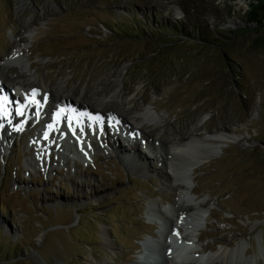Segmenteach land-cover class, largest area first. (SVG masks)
<instances>
[{"label": "rangeland", "instance_id": "obj_1", "mask_svg": "<svg viewBox=\"0 0 264 264\" xmlns=\"http://www.w3.org/2000/svg\"><path fill=\"white\" fill-rule=\"evenodd\" d=\"M250 2L0 0V58L28 26L22 55L45 85L90 89L120 76L123 101L128 95L164 115L158 139L185 136L199 121L201 135L233 136L194 171L191 196L207 202L196 248L229 243L264 264V47L260 27L245 21ZM170 21L206 26L208 44L173 32ZM32 134L12 137L0 159V264H132L141 243L158 236L145 215L148 196L162 197L163 206L173 197L159 163L149 159V174L132 171L126 155L106 148L51 173L28 168ZM134 147L152 158L139 141Z\"/></svg>", "mask_w": 264, "mask_h": 264}, {"label": "bare ground", "instance_id": "obj_2", "mask_svg": "<svg viewBox=\"0 0 264 264\" xmlns=\"http://www.w3.org/2000/svg\"><path fill=\"white\" fill-rule=\"evenodd\" d=\"M30 37L26 26L22 34L13 39L11 50L0 58V92L8 94L7 85L19 92L17 96L14 92L10 97L15 109L9 111L7 106L0 105V159L4 157L12 137L33 131L30 140L35 150L25 162L28 168L41 167L51 173L53 166L68 164L69 160V164L76 166L77 158L89 161L97 149L105 151L106 148L126 155L123 160L132 171L152 173L148 161H156L164 173L162 186L173 197L167 201V209L161 203L162 197L148 196L145 214L150 222L164 223L167 228L160 234L158 247H151L152 252H149L144 246L132 264H145L142 260L147 253L160 259L161 264H251L245 258L247 248H244V254H240L237 247H230L229 243H222L218 249L208 253L210 246L206 244L199 246V250L196 248V242L201 239L199 231L206 220L201 211L207 202L197 201L191 196L196 195L192 186L194 171L216 155L222 146L232 142L234 137L222 132L201 135L196 132L199 121L188 129L185 136L168 133L166 139H158L160 129L157 127L163 122L164 115L149 106L150 103L136 105L128 95L123 101L120 76L112 81H100L90 89L77 87L70 91L66 88V81L45 85L41 79L38 80L37 68L33 69L22 55V46ZM110 132L118 138L123 136L124 144H116ZM137 141L153 159L138 154L134 147ZM73 145L74 149H71ZM47 153H54L56 160L48 159ZM164 210H168V214ZM101 234L109 247L114 246L105 228ZM168 235L176 237L178 242L194 244L196 250L190 252L192 256L190 253L187 257L180 255L185 250L182 245L166 243ZM150 239L155 241L158 238L153 236ZM171 244L172 247L169 246ZM168 248L171 251L164 255ZM200 251L204 254L195 257L194 254Z\"/></svg>", "mask_w": 264, "mask_h": 264}, {"label": "trees", "instance_id": "obj_3", "mask_svg": "<svg viewBox=\"0 0 264 264\" xmlns=\"http://www.w3.org/2000/svg\"><path fill=\"white\" fill-rule=\"evenodd\" d=\"M250 6L246 11V19L245 21L250 24V26H254L257 30L259 27L262 31V34L257 37V41L260 42L262 47H264V0H250ZM254 1V2H253ZM148 24V22H147ZM170 30L173 32L181 33L182 37L187 38L188 40L194 39L195 42L199 45H205L209 42V34H211V30L205 26H201L199 23H194L192 21L191 25L182 29V26L176 22L170 21ZM148 28V27H147ZM164 26H161L160 29L164 30ZM250 28V27H248ZM235 34V33H233ZM167 44V42L163 41L162 46ZM217 47H222V45H218ZM155 53V51H153ZM225 59L227 57L225 56ZM227 71L233 72L230 66H228Z\"/></svg>", "mask_w": 264, "mask_h": 264}, {"label": "snow or ice", "instance_id": "obj_4", "mask_svg": "<svg viewBox=\"0 0 264 264\" xmlns=\"http://www.w3.org/2000/svg\"><path fill=\"white\" fill-rule=\"evenodd\" d=\"M17 130H19V129H17Z\"/></svg>", "mask_w": 264, "mask_h": 264}]
</instances>
